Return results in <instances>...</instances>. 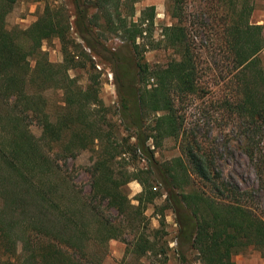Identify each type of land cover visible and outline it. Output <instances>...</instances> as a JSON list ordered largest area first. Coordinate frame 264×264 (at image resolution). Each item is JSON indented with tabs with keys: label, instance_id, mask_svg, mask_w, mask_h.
<instances>
[{
	"label": "trees",
	"instance_id": "1",
	"mask_svg": "<svg viewBox=\"0 0 264 264\" xmlns=\"http://www.w3.org/2000/svg\"><path fill=\"white\" fill-rule=\"evenodd\" d=\"M137 1L69 0L70 14L45 6L26 29L10 32L4 17L14 0H0V249L5 256L0 264H101L109 240L124 242V253L145 258L147 264H165L166 244L157 231L148 232L144 216L160 194L176 224L178 264H189L191 252L197 264H234L232 255L247 246L264 258V220L235 200L237 185L230 187L213 171V156L186 134L175 108V102L208 92L200 81V48L181 18L182 0H168L174 23L160 31L176 57L154 67L143 61L135 44L150 31L153 9H144L133 21ZM252 1L204 0L214 8L207 6L200 15L224 56L217 83L228 95L220 100V109L234 137L240 136L237 146L264 172V150L256 140L264 132V70L258 57L264 41L261 27L250 23ZM71 28L81 44L68 41ZM112 37L123 42L121 50L104 47ZM49 39L60 44V64L40 51L41 42ZM76 51L86 60L75 61ZM91 56L115 69V116L127 136L122 145L106 134L100 112L107 109L98 98L93 65L85 63H91ZM75 68L86 70L84 90L67 75ZM47 89L63 90L65 113L53 120L45 111ZM89 106L94 114L85 112ZM163 138L180 139L179 156L157 163L148 141L158 147ZM81 150L91 152L84 195L75 193L65 169V161ZM130 158L146 159L149 168L128 171ZM193 179L208 193L193 189ZM130 181L140 186L135 205L125 192ZM104 210L120 219L105 220ZM127 224L136 227L129 241L121 239Z\"/></svg>",
	"mask_w": 264,
	"mask_h": 264
},
{
	"label": "rangeland",
	"instance_id": "2",
	"mask_svg": "<svg viewBox=\"0 0 264 264\" xmlns=\"http://www.w3.org/2000/svg\"><path fill=\"white\" fill-rule=\"evenodd\" d=\"M204 0H182L181 18L184 19V27L188 31V36L192 39L196 48H200L198 52L200 57L199 74L203 87H207L208 92L201 98H186L181 102H175L178 115L184 118V131L190 137L197 139L201 149L213 156V171L219 172L220 177L229 183L237 185L240 190L236 194L235 200L241 206L251 211L257 217L264 220V172L257 168L256 161H250L240 149L232 133L233 128L230 120L226 117L223 110L220 109V100L227 97V90L221 83L220 73H223L224 57L217 47L213 32L208 30L204 21V15H200L207 6L214 8V4L203 2ZM45 6H56L65 9L69 14L71 7L69 0H14L10 9L4 17V28L7 31H21L26 29L36 17L41 13ZM152 8L153 22L150 31H146L142 38L136 40L138 46L137 52L143 61L149 67L163 66L176 54L167 47L160 36V31L164 27H168L174 20L170 17L171 2L168 0H138L133 5V16L130 18L136 21L141 11L146 8ZM252 18L257 16V10L252 1ZM148 12V11H147ZM202 16V18H200ZM208 19V25L211 24ZM208 28V29H207ZM264 41V36H262ZM18 41L22 45H26L25 40L17 35ZM69 42L81 44V41L71 28L67 33ZM104 47L109 48L110 52L121 50L123 42L118 38L112 37L104 43ZM40 51L45 55L47 60L53 64H60L62 55L60 53V44L57 39H49L41 42ZM125 51V49H124ZM87 53V51L85 50ZM75 61L82 63L86 58L81 52H75ZM261 65L264 70V47L258 54ZM84 58V59H83ZM86 65H93L90 70L97 82L98 98L107 110H103L100 114L105 115L107 124L106 131L111 142L115 145H122L127 139L126 133L119 125L116 113V72L113 65L97 56H91V63L85 62ZM70 79H73L75 87L84 90L87 84V74L84 68H75L67 72ZM203 90V91H206ZM46 100L45 111L49 118L53 120L58 115L65 113L63 104V90L47 89L43 92ZM94 109L86 107L85 112L94 114ZM34 134H38L36 128H32ZM256 139L259 142L261 150H264V132ZM180 139L163 138L158 147H152L151 141H148L149 149H151L154 159L157 163L168 161L179 156L178 144ZM133 143V139L128 140ZM125 156H127L125 154ZM131 157V156H130ZM91 152L89 150H81L74 159L65 161L66 173L71 179L73 189L76 194L84 195L89 189V179L87 176V167L90 165ZM129 158V157H128ZM127 159V158H126ZM128 171L134 169L145 170L149 168V163L143 158H130L126 165ZM194 180V179H193ZM193 189L207 191L206 187L194 180ZM155 190V188H153ZM140 191V186L135 181H130L125 186V192L132 205H135L134 196ZM161 193V192H160ZM208 193V191H207ZM163 195H158L151 205H147L144 216L147 220V228L149 231H157L161 236V241L166 244L165 264H178V259L174 252L176 248V224L173 215L169 210L163 209ZM225 201H232L226 198ZM161 213V214H160ZM103 217L110 222H117L120 218L112 211H103ZM160 219L162 224L159 225ZM135 226L129 225L123 228L122 238L129 241L135 232ZM125 243L119 240H109L106 243V254L101 264H147L145 258H137L131 254L124 253ZM102 252V248L96 253ZM104 252V249H103ZM7 254V253H6ZM189 264H197L194 260V253H188ZM5 259L0 249V262ZM234 264H264V258L254 246H247L231 258Z\"/></svg>",
	"mask_w": 264,
	"mask_h": 264
},
{
	"label": "crops",
	"instance_id": "3",
	"mask_svg": "<svg viewBox=\"0 0 264 264\" xmlns=\"http://www.w3.org/2000/svg\"><path fill=\"white\" fill-rule=\"evenodd\" d=\"M253 3L257 10V16L255 18H252V16H250V23L260 26L261 35L264 36V0H253Z\"/></svg>",
	"mask_w": 264,
	"mask_h": 264
}]
</instances>
